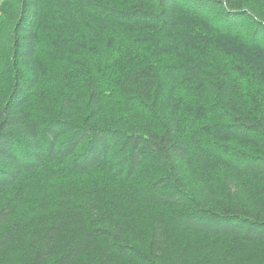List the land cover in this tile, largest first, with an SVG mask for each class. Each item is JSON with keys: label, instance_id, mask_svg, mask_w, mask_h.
<instances>
[{"label": "trees", "instance_id": "obj_1", "mask_svg": "<svg viewBox=\"0 0 264 264\" xmlns=\"http://www.w3.org/2000/svg\"><path fill=\"white\" fill-rule=\"evenodd\" d=\"M0 264H264V0H0Z\"/></svg>", "mask_w": 264, "mask_h": 264}]
</instances>
